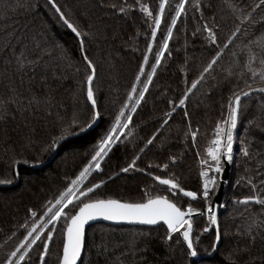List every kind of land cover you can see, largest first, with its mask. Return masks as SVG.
<instances>
[{
    "label": "trees",
    "instance_id": "trees-1",
    "mask_svg": "<svg viewBox=\"0 0 264 264\" xmlns=\"http://www.w3.org/2000/svg\"><path fill=\"white\" fill-rule=\"evenodd\" d=\"M179 2L168 0L153 40L151 30L160 0H55L65 16L88 34L84 50L95 65L92 88L100 116L95 127L81 134L96 111L87 99V76L92 71L83 59L80 38L63 24L50 0H0V180L12 181L0 183V264H5L7 256L19 246L26 228L43 216L39 212L33 220L29 210H37L83 170L126 103L129 107L125 112L129 114L135 102L127 98L131 86L143 87ZM185 3V12L173 28L144 100L101 162V169L94 171L82 187L103 180L105 183L90 198L143 202L146 193H151L168 196L182 210L190 205L196 213L191 218L192 236L201 259L188 256L181 235L171 234L168 239L170 234L164 225L96 223L86 231L79 264H264V205L243 203L246 197L264 196V92L254 91L241 100L230 173L215 214L216 225L205 215L206 200L200 185V162H212L207 149L215 139L217 124L229 115L233 95L247 91L248 86L264 87V5L261 0ZM232 3L245 15L252 13L251 23L244 25V31L214 68L200 79L203 68L239 23V11L234 12ZM142 5L150 8L152 17L142 11ZM120 8L126 11L122 13ZM205 22L218 26L217 45L204 30ZM37 34L44 35L52 52L46 60L47 71L42 67L35 73L29 69L21 74L15 70L13 49L18 55L26 45L27 55L32 50L31 37ZM13 35L16 39H11ZM137 75H141L139 82ZM194 81H199L197 87L180 106L179 99ZM33 97L39 103L29 108L28 101ZM73 119L79 127L70 128L71 135L54 151H42ZM193 131L197 133L194 140ZM52 156L50 163L37 166ZM133 160L134 170L121 171ZM156 176L175 177L185 191H194L197 197H186L162 185ZM249 226L254 242L249 238ZM64 227L63 220L57 223L44 264H58ZM206 228L208 231H204ZM217 230L220 240L211 254ZM42 251L38 241L23 264H39Z\"/></svg>",
    "mask_w": 264,
    "mask_h": 264
},
{
    "label": "snow or ice",
    "instance_id": "snow-or-ice-1",
    "mask_svg": "<svg viewBox=\"0 0 264 264\" xmlns=\"http://www.w3.org/2000/svg\"><path fill=\"white\" fill-rule=\"evenodd\" d=\"M168 0H160L159 10L154 16V27L151 30V36L153 40L157 36V30L160 28L162 19L165 13V5ZM52 7L59 14L60 20L68 29H70L78 38H80V45L82 50V55L84 61L89 66L92 71V75L87 76V98L95 106L96 101L94 99V93L92 88V82L94 79L95 65L92 60L88 58L87 52L84 50V38L88 35L87 33H82L78 26L72 23L66 16L61 7L55 3V0H50ZM242 3V0H241ZM261 5H264V0H261ZM142 11L147 13L149 17L153 16V12L147 5H142ZM234 12L239 11L237 20L239 23L236 25L231 36L228 37L227 43L223 45L222 48H218L215 54L212 56L211 60L208 62L207 66L203 68L200 79H203L204 74L209 73L217 61L223 56L224 51L232 44L233 40L244 31V25L251 23L252 13L247 15L244 14L242 9H237L235 3L230 4ZM186 3L185 0H180L178 4L175 5L174 14L171 16V23L167 29V34L163 42L161 43V50L156 52L155 64L151 66V73L147 74V80L144 81L142 88H137L136 84L131 86V91L128 93V101H135L131 104L130 112L134 113L136 111V106L141 103L145 98V93L148 91L149 84L152 81L153 74L156 71V66L160 64L161 57L164 55V51L168 49V41L173 35V28L177 23L178 18L185 12ZM123 13L126 11L125 8H120ZM204 30L207 32L208 37L213 45H217L218 37L217 31L218 26H209L207 22L203 25ZM11 39H16L15 35ZM32 50L28 52L27 46L19 50V54H16V49H13V60L15 62V70L21 74L31 69L33 73L37 69L42 67L47 71L46 60L52 55L46 42V38L43 34H37L31 37ZM9 45H5V49H8ZM152 45H148V51L151 52ZM145 62H147L148 57L145 56ZM13 60H9L8 63H13ZM264 64V61H261ZM145 72L144 66H140V73L143 75ZM141 75H137L136 81L139 82ZM256 73L253 72V76ZM261 78L264 79V73H261ZM199 81H194L192 86L187 89L183 98L179 99V105L184 106L189 93L197 87ZM14 90V89H13ZM259 91L264 92V87L253 89L248 86L247 91H239L235 93L229 102L228 109L229 115L226 120L222 123H218L215 130V139L212 141V146L207 149L208 155L211 157L212 164L209 165L208 170L201 172V175L206 177L203 184V197L206 199L209 196V185H215V177L208 179L209 171L214 170L216 173H220L221 161L222 159L231 161L233 152V142L234 136L233 132L237 127L238 123V113L241 108V100L243 97L249 96L252 92ZM138 93V95H137ZM21 95V94H17ZM22 102V97H21ZM38 104L39 101L33 97L28 101V107L31 108L33 104ZM129 105L126 103L119 111L118 114L114 116V121L111 124L107 133L100 139L94 154L91 156V160L88 165H86L79 175L70 182H65V188L57 193H53L52 198L41 205L37 210H29L30 218L35 220L39 212H43L41 220H46V223L37 227L35 223L31 224L30 228H26L27 234L20 241L19 246L16 250L12 251L6 258L5 264H23L25 261V256L37 245L39 241L42 245L43 251L39 255V260L44 264L45 257L48 254L49 246L53 242V236L56 231V225L58 222L63 220L65 222L64 227V241L62 248V256L59 258L58 264H77L81 256V251L84 244V234L85 226L89 221L95 220L97 218H103L108 221L117 222H129V223H140L155 225L158 222H164L167 225V230L169 232L168 239H171V234H179L182 236L184 242H186L187 254L191 258H195L198 255L197 246L194 245L192 231V216L194 209L189 205L186 210H182L177 206L168 196L156 195L152 196L151 193H146L147 199L143 202H128L122 201L115 198H90L96 189L100 188L105 181H100L97 184H92L91 187L81 185L84 184L86 178L89 176L92 167L96 170L101 169V161L104 160L105 156L108 154L110 147L120 140V135L123 134L124 130L128 128L129 123L132 120L131 114H126L125 108ZM187 115V112H185ZM100 113H94V119L99 118ZM167 124V121L164 122ZM223 125V126H222ZM72 127H79L76 120L63 127L61 130V135L52 137L42 148V151H54L59 147L61 141L67 138L71 133L69 129ZM197 133L195 131L191 132L193 140L195 139ZM155 138V137H153ZM153 141L150 139L148 141L151 144ZM247 154V153H246ZM174 159V158H173ZM16 162L14 161V164ZM39 163V161H37ZM202 164H207L205 160L201 161ZM168 166L164 165L166 169ZM135 169V160L128 165V167L123 168L121 171L128 172L129 170ZM155 180L159 181L162 185L169 186L172 190L183 193L186 197L196 198L197 193L194 191H185L175 177L164 178L161 176H156ZM10 179L0 180V183H11ZM256 202L264 205V196L252 195L246 197L243 203ZM46 209V211H45ZM210 215L209 220L211 224H217V218L214 213H212L211 207L208 209ZM255 223V221L253 222ZM50 228V230L45 231V229ZM208 231V229H204ZM252 226H249V238L253 242L255 241V236L252 234ZM220 240V233L217 230L216 242Z\"/></svg>",
    "mask_w": 264,
    "mask_h": 264
},
{
    "label": "water",
    "instance_id": "water-1",
    "mask_svg": "<svg viewBox=\"0 0 264 264\" xmlns=\"http://www.w3.org/2000/svg\"><path fill=\"white\" fill-rule=\"evenodd\" d=\"M157 67V66H156ZM93 73L91 72L90 75H92ZM94 79H95V73H94ZM94 79H93V82H92V87H93V83H94ZM88 87V85H87ZM94 93V92H93ZM244 98V97H243ZM242 98V99H243ZM88 99V98H87ZM94 99H95V96H94ZM89 103L92 105V107L95 109L96 111V104L95 106H93L92 102L88 99ZM138 105L136 106V109H137ZM97 112V111H96ZM131 116L133 115V113H131ZM98 120L99 118H96L94 119L86 128H84V130H82L80 133H84L90 129H92L93 127H95L98 123ZM235 131V130H234ZM122 136V134H120V137ZM233 136H234V132H233ZM234 144V142H233ZM114 145V144H113ZM112 145V146H113ZM111 146V147H112ZM110 147V148H111ZM110 150V149H109ZM54 156H52L48 161H46L44 164H39L37 166H42V165H46L48 163H50V161L53 159ZM223 161V170H222V173H221V176H220V179L217 183V186L214 190V193H213V197H212V209H213V213L216 214L221 202H222V196H223V193H224V189H225V185L227 183V179L229 177V173H230V166H231V161H227V160H224L222 159ZM95 171V168H92L91 173H93ZM89 174V176H90ZM88 176V177H89ZM87 177V178H88ZM86 178V179H87ZM196 213H193V215H195ZM96 223H107V224H112V225H128V226H142V227H156L158 225H164L166 228H167V225L164 223V222H158L157 224L155 225H149V224H140V223H129V222H117V221H108V220H105L103 218H97L95 220H92V221H89L88 224L85 226V234H84V244H83V248H82V251H81V256L79 258V260L77 261V264L80 263L81 261V258H82V255H83V252H84V246H85V240H86V231L88 229V227H90L91 225L93 224H96ZM64 241V240H63ZM218 245V242H216L215 244V247L213 249V251L211 252V254H213L215 252V249ZM63 248V246H62ZM210 254V255H211ZM61 256H62V252H61ZM194 259L198 260V259H201V257H198L196 256Z\"/></svg>",
    "mask_w": 264,
    "mask_h": 264
},
{
    "label": "built area",
    "instance_id": "built-area-1",
    "mask_svg": "<svg viewBox=\"0 0 264 264\" xmlns=\"http://www.w3.org/2000/svg\"><path fill=\"white\" fill-rule=\"evenodd\" d=\"M211 146H212V143L210 144L209 147H211ZM209 157H210V156H209ZM210 158H211V157H210ZM201 164H202V163H201ZM209 165H211V163L202 164V166H205L206 168L203 167V169L201 170V172H203V171H205V170H208ZM221 168H222V170H223V164H222V161H221ZM222 170H221L220 173H216L214 170H211V171H209V177H207L208 179H211L212 177H215V181H216V183H215L214 186H213L212 184L209 185V196L205 199V200H206V203H207V204H206V208H205V215H206V217H207L208 219H209V215H210L208 209H209V207H211V209H212V203H209V199H210L211 196L213 197V193H214V190H215V188H216V186H217V183H218V181H219V179H220V176H221ZM205 179H206V177L202 176L201 173H200V185H201V195H202V197H203V184H204ZM203 198H204V197H203ZM212 213H213V209H212Z\"/></svg>",
    "mask_w": 264,
    "mask_h": 264
},
{
    "label": "rangeland",
    "instance_id": "rangeland-1",
    "mask_svg": "<svg viewBox=\"0 0 264 264\" xmlns=\"http://www.w3.org/2000/svg\"><path fill=\"white\" fill-rule=\"evenodd\" d=\"M160 50H161V49H160ZM154 64H155V63H154ZM151 71H152V69L150 70V73H151ZM124 132H125V130H124ZM118 135H120V134H118ZM93 154H94V153H93ZM93 154H92V155H93ZM90 160H91V158H90ZM90 160H89V162H90ZM89 162H88V164H89ZM101 162H102V161H101ZM200 163H201V162H200ZM88 164H87V165H88ZM211 164H212V162H211ZM202 167L206 168L205 166H202ZM92 168H94V165H93ZM95 171H97V170L95 169ZM91 174H92V173H91ZM91 174H90V175H91ZM78 175H79V174H78ZM88 178H89V177H88ZM88 178H87V179H88ZM87 179L85 180V182L87 181ZM85 182H84V183H85ZM81 186H83V185H81ZM206 204H207V203H206ZM40 218H41V217H40ZM40 218H39V220H37V222L35 223L37 226L39 225V227H40L42 224L46 223V220H41ZM45 230H46V229H45ZM41 263H42V262L40 261L39 264H41Z\"/></svg>",
    "mask_w": 264,
    "mask_h": 264
},
{
    "label": "crops",
    "instance_id": "crops-1",
    "mask_svg": "<svg viewBox=\"0 0 264 264\" xmlns=\"http://www.w3.org/2000/svg\"><path fill=\"white\" fill-rule=\"evenodd\" d=\"M129 114H130V112H129Z\"/></svg>",
    "mask_w": 264,
    "mask_h": 264
}]
</instances>
